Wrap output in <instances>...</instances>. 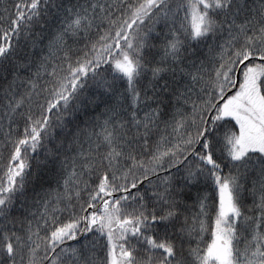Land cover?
I'll use <instances>...</instances> for the list:
<instances>
[{
    "label": "snow or ice",
    "instance_id": "6c2138e0",
    "mask_svg": "<svg viewBox=\"0 0 264 264\" xmlns=\"http://www.w3.org/2000/svg\"><path fill=\"white\" fill-rule=\"evenodd\" d=\"M0 264H264V0H0Z\"/></svg>",
    "mask_w": 264,
    "mask_h": 264
}]
</instances>
